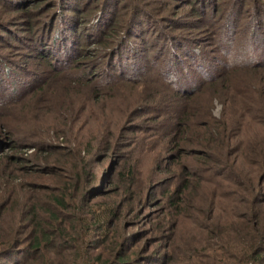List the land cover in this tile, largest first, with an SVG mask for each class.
<instances>
[{"label":"rangeland","instance_id":"1","mask_svg":"<svg viewBox=\"0 0 264 264\" xmlns=\"http://www.w3.org/2000/svg\"><path fill=\"white\" fill-rule=\"evenodd\" d=\"M244 85L264 96V0H0V168L43 181L26 173L43 161L42 143L80 148L103 191L92 201H120L116 222L140 237L136 264L221 263L208 248L218 239L208 174L180 138L183 122L226 120L234 147L256 159L248 146L264 138V105L241 96ZM125 161L143 192L134 209L118 178ZM186 169L200 208L183 217L166 195ZM213 198L223 223L227 201ZM151 252L162 262L147 263ZM84 257L73 250L66 264L101 263Z\"/></svg>","mask_w":264,"mask_h":264},{"label":"trees","instance_id":"2","mask_svg":"<svg viewBox=\"0 0 264 264\" xmlns=\"http://www.w3.org/2000/svg\"><path fill=\"white\" fill-rule=\"evenodd\" d=\"M257 88L244 85L245 93L241 96L256 92V97ZM254 96L250 95L253 100L248 101L262 108L264 96ZM189 113L188 109H181L182 119ZM183 126L187 127V133L181 136V143L197 145L189 152L203 164L208 174L203 180L211 185V188L208 186L211 195L207 199V216L211 217L209 231L218 239H212L208 248L218 249L215 256H221L215 261L264 264V189H259V181L264 178V138L249 144V153L257 156L249 159L241 147H234L233 126L228 121L213 118L187 125L183 122ZM41 145V152H45L43 161L30 166L26 173L31 172L33 177L43 181H24L13 172L16 169L3 172L0 168V178L3 177L0 183L6 178L5 189L0 193V264H66L73 250L79 255L82 253L88 262L95 257L100 259V264H136L138 259L130 257V248L140 237L129 236L123 223L116 222L123 207L120 201L114 199L103 207L99 201H92L103 191L93 182L95 173L89 159L81 154L80 148L75 150L51 142ZM101 148L112 150L114 146L108 142ZM177 150V154L186 152L182 146ZM234 152H239V157H235ZM135 169V163L125 161L118 173V178L126 183L130 208L143 195L138 185L133 188ZM185 171L173 192L166 195L168 204L176 209V216L183 217L191 216V212L200 208L195 195L198 191L189 179L195 172ZM214 196L227 201L229 208L224 211L223 223L214 214L221 203ZM104 248L106 253L101 258ZM154 255L155 252L149 253L146 262H162V259H151Z\"/></svg>","mask_w":264,"mask_h":264}]
</instances>
